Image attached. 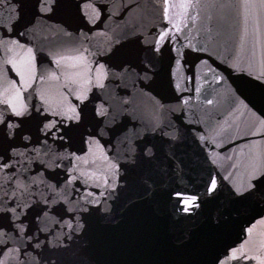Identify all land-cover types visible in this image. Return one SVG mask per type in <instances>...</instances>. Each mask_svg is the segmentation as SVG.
I'll list each match as a JSON object with an SVG mask.
<instances>
[{"label":"snow or ice","instance_id":"snow-or-ice-1","mask_svg":"<svg viewBox=\"0 0 264 264\" xmlns=\"http://www.w3.org/2000/svg\"><path fill=\"white\" fill-rule=\"evenodd\" d=\"M197 6L0 0V264H264V0H210L212 51Z\"/></svg>","mask_w":264,"mask_h":264},{"label":"water","instance_id":"water-1","mask_svg":"<svg viewBox=\"0 0 264 264\" xmlns=\"http://www.w3.org/2000/svg\"><path fill=\"white\" fill-rule=\"evenodd\" d=\"M126 3H130L133 5H140V7H133L128 13L125 14L124 19L118 20L115 23L109 21V25L113 28L117 27V25H123L125 21L131 25L134 23H144L146 26L156 25L158 30H163V25H167V20H161L162 16V8H163V0H125ZM174 4H180L183 0H172ZM210 0H193L194 4H198L199 6L191 8L188 10L192 17L195 19H184L182 16L183 10L180 8H173L170 10V14L175 16L176 19L173 21L174 24H177L184 28L183 34H177L180 38V43H191L195 47H200L206 40H208L209 36L212 37V40L209 41V51L213 50V42L217 40L224 39L225 36H217L218 31V21L221 16V12L216 8H208L207 5ZM217 2H223V0H217ZM211 16L212 20L209 21L207 17ZM227 27V26H226ZM207 29H211V33L207 31ZM188 39H184V37ZM98 41L102 42V38H97ZM251 37L246 39V53L245 55L252 59L253 63L259 62L261 58V49L264 46V36L257 37L256 42V56L252 58L250 56L251 49ZM176 47H180V44H177ZM195 59V56L190 53L188 56V61L191 63ZM187 65L185 68H181L179 70L180 78L183 80L185 75H192L195 72L198 76L203 77L207 71V68L203 64H199L197 67L193 68L192 71H187ZM13 78H15V74H11ZM196 84H200L202 88H207L208 85L204 84L203 80L194 81L193 84L188 85L189 88H194ZM190 94L193 98V102H196V93L192 91ZM210 98V97H209ZM143 103L147 104L148 102L145 100ZM200 103H203V97L200 99ZM210 220V217H209ZM256 232L264 233V226H257Z\"/></svg>","mask_w":264,"mask_h":264}]
</instances>
